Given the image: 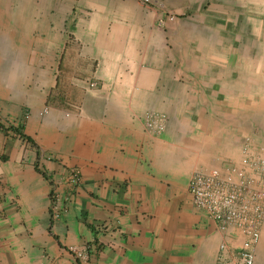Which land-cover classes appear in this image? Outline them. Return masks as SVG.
Returning <instances> with one entry per match:
<instances>
[{
  "label": "crops",
  "instance_id": "crops-1",
  "mask_svg": "<svg viewBox=\"0 0 264 264\" xmlns=\"http://www.w3.org/2000/svg\"><path fill=\"white\" fill-rule=\"evenodd\" d=\"M247 134L264 145V0H0V264H233L241 236L186 185Z\"/></svg>",
  "mask_w": 264,
  "mask_h": 264
},
{
  "label": "built area",
  "instance_id": "built-area-1",
  "mask_svg": "<svg viewBox=\"0 0 264 264\" xmlns=\"http://www.w3.org/2000/svg\"><path fill=\"white\" fill-rule=\"evenodd\" d=\"M148 4L150 0H140ZM171 20V18H169ZM46 109L42 113H46ZM163 119L145 116V127L152 133L163 130ZM257 134H247L238 148L237 161H224L212 168H199L188 177L186 191L191 203L215 224L216 230L228 237L231 231L241 236L233 264H255L254 248L259 241L264 224V145L256 141ZM80 181L76 169L68 170L65 183L77 186ZM63 205L56 194V187H50V221H55ZM225 246L219 245L223 251ZM87 245L69 250L73 260L84 263L87 259Z\"/></svg>",
  "mask_w": 264,
  "mask_h": 264
}]
</instances>
